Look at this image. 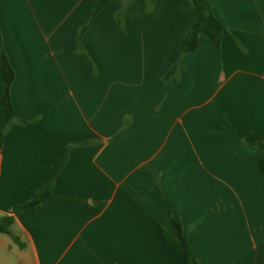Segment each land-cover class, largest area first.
Returning a JSON list of instances; mask_svg holds the SVG:
<instances>
[{"label": "crops", "instance_id": "obj_1", "mask_svg": "<svg viewBox=\"0 0 264 264\" xmlns=\"http://www.w3.org/2000/svg\"><path fill=\"white\" fill-rule=\"evenodd\" d=\"M0 0L17 115L0 144V264H264V0H210L227 28L184 51L189 0ZM54 179V194L20 210ZM15 236L16 238H14Z\"/></svg>", "mask_w": 264, "mask_h": 264}, {"label": "trees", "instance_id": "obj_2", "mask_svg": "<svg viewBox=\"0 0 264 264\" xmlns=\"http://www.w3.org/2000/svg\"><path fill=\"white\" fill-rule=\"evenodd\" d=\"M115 0H96L93 10L92 16L90 21L84 25L80 26L78 39L76 43V47L81 43V39L85 34L83 29L86 27L87 31L93 24L94 20L97 18L98 14L104 9L110 2ZM154 0H130V2L123 4L120 10V14H122L121 19H119L121 24L123 20V16L127 6L131 2H142L144 4L152 3ZM190 4L192 5L195 18L194 22L190 28L188 33L184 51L192 50L197 47L198 45V38L201 31H206L209 35L218 43L220 44L222 35L227 28L221 22V20L215 15L210 0H189ZM2 73L5 79V93L2 99L4 111H5V121L0 133V144L4 133L9 129L10 126L14 124L17 119V115L11 100L10 90L12 83L15 79V70L10 64L6 53L2 52ZM248 142L254 146L259 147L264 153V140H256L254 138H248ZM260 168L264 172V154L260 160ZM54 179H50L46 182L45 185L42 187L37 188L33 194L18 208L20 210H27V209H37L42 206L49 198L55 196L54 194ZM168 207L170 211V215L172 218L173 225L176 230V235H172L170 233H166V240L167 244L172 250L176 253H182L188 262V264H202L201 260L199 259L198 255L192 249L190 244L188 243L187 237L184 234L183 225L181 218L174 207V205L168 201ZM14 222L13 217L11 216H4L0 217V233L11 234L12 235V224ZM16 238L15 236H13Z\"/></svg>", "mask_w": 264, "mask_h": 264}, {"label": "rangeland", "instance_id": "obj_3", "mask_svg": "<svg viewBox=\"0 0 264 264\" xmlns=\"http://www.w3.org/2000/svg\"><path fill=\"white\" fill-rule=\"evenodd\" d=\"M123 4H125V3H122L121 1H119V8H118V11H117V13H116V21H120L119 19H121V15L122 14H120V16H119V14L118 13H120V10H121V8L122 7H126V6H122ZM91 16H92V14L90 15V18H91ZM90 18L88 19V21H86V23L87 22H89L90 21ZM119 18V19H118ZM95 21V20H94ZM122 21V23H123V20H121ZM86 23H84V24H86ZM94 23V22H93ZM119 24H121L120 22H118ZM84 24H82V25H84ZM93 25V24H92ZM92 25H91V27H92ZM91 27L89 28V30L91 29ZM79 30H80V28H79ZM88 30V31H89ZM88 31H86L85 32V34L83 35V37L86 35V33H88ZM83 37H82V39H83Z\"/></svg>", "mask_w": 264, "mask_h": 264}, {"label": "snow or ice", "instance_id": "obj_4", "mask_svg": "<svg viewBox=\"0 0 264 264\" xmlns=\"http://www.w3.org/2000/svg\"><path fill=\"white\" fill-rule=\"evenodd\" d=\"M83 31H85V32H86V31H87V28L85 27V28L83 29Z\"/></svg>", "mask_w": 264, "mask_h": 264}]
</instances>
